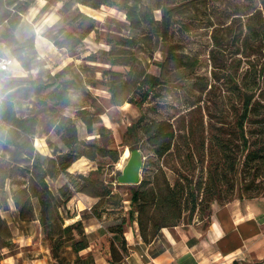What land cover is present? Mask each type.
<instances>
[{"label": "rangeland", "instance_id": "rangeland-1", "mask_svg": "<svg viewBox=\"0 0 264 264\" xmlns=\"http://www.w3.org/2000/svg\"><path fill=\"white\" fill-rule=\"evenodd\" d=\"M30 1L32 5L15 33L20 41L34 35L35 51L23 55L29 69L14 62L7 71L0 72V102L10 100L20 119L33 118L28 134L7 133V125L0 121V197L7 205L0 215L15 232L14 239H19L13 241L5 256L20 253L22 246V258H51L38 223L16 221L18 209L14 202L18 208H32L31 217L38 216V201L28 188L31 184L41 186L39 175L49 169L48 160L67 151L56 131L60 116L72 119L78 140L100 148L95 149L94 161L82 157L67 173L45 178L54 195L68 185L72 198L61 211L64 216L75 218L65 224L82 220L89 242L86 253L93 257L97 254L109 261L110 244L120 246L121 237L110 230L119 225L125 240L130 234L141 238L137 218L143 223L148 240L168 233L177 238L202 234L213 203L222 205L236 198L264 196V153L256 161L245 159L247 151L242 148L238 122L245 99L251 96L257 105L242 129L251 144L248 151L264 148V0H143L154 9L157 21L161 19V11L155 10L158 4L173 9L165 44L156 41L152 25L129 27L124 13L116 7L93 10L79 6L81 13L94 20L95 32L71 50V40L66 35H78L75 26L79 20L71 25V13L66 18L58 14L61 0ZM45 5V12L39 13ZM52 37L61 42V48L51 42ZM129 38L137 46L130 53L144 72L159 83L140 108L128 103L112 106L104 85L107 78L103 72L109 66L99 52ZM90 55L95 56V62L87 61ZM172 56L180 57L182 63ZM0 58L12 59L10 51L1 44ZM64 69L62 80L71 81L69 107L51 114L47 95L53 87L47 84ZM128 69L112 67L124 74ZM39 86L37 93L35 87ZM134 99L138 100V95ZM94 107L104 112L100 118L109 130L105 137L96 131L89 135L77 117V110L94 112ZM141 117L140 126L158 122L171 125L172 147L164 157H157L148 145L137 125ZM128 146L143 156L140 183L118 185L116 177L126 162L122 156ZM105 149L120 152L119 162L113 165L103 156ZM94 171L97 174L91 179L112 192L109 199L97 204L99 218L93 217L92 212L98 198L75 192L76 185L82 182L77 176H88ZM136 192L145 204L140 209L131 202ZM193 198L199 205L191 215ZM158 226L167 227L157 231ZM26 237L32 241L30 246L25 244Z\"/></svg>", "mask_w": 264, "mask_h": 264}, {"label": "trees", "instance_id": "trees-1", "mask_svg": "<svg viewBox=\"0 0 264 264\" xmlns=\"http://www.w3.org/2000/svg\"><path fill=\"white\" fill-rule=\"evenodd\" d=\"M32 2L30 0H0V44L10 51L12 59L1 60H13L18 62L24 69L28 70L29 65L23 61V55L26 52H34V35L25 37L22 41L18 40L16 30L21 23L22 16L30 9ZM79 6L87 7L93 10H98L101 7H116L121 10L129 27L133 29H140L143 24L152 25L155 28V39L162 44H165L168 40L169 29L173 18V9H166V5L158 4L155 10L161 11L160 21L155 20L153 11L154 9L143 3V0H61V7L58 10V14L61 17H67L70 13L72 19L69 24L74 25L76 20H79L75 26L78 30V35L74 37L72 34H67L66 39L70 41L69 49L76 48L82 43L92 32H95L94 20L84 15L79 11ZM46 5L43 6L39 13H44ZM248 29V27H247ZM252 32V31H251ZM51 42L61 48L57 38L52 37ZM134 40L132 38L123 39L115 45H112L109 50L100 51L99 53L106 59V64L109 69L103 72L107 78L104 82L107 92L109 93V100L112 106H123L128 103L138 108L142 107L146 103L149 93L159 85L156 77L150 76L144 72L139 65L137 58L130 53L131 49L136 48ZM174 61L182 63V59L177 56H172ZM95 56L90 55L87 61L95 62ZM162 66V64H159ZM112 67H128V71L124 74L112 70ZM7 71V70H5ZM0 70V72H5ZM65 74V69L52 76V82L47 84V87H53L51 92L47 95V100L51 102L48 106V110L51 114H56L58 108L69 107V90L71 89V81L62 80ZM233 79L232 76H229ZM40 86L35 87V91L39 93ZM138 95V100L134 97ZM252 97L245 99L242 112L239 116V127L242 138L243 151H247L245 159L250 161H256L261 158L264 153V148L253 149L248 151L251 144L245 138L242 129L243 122L247 119L249 113H253L257 102L252 101ZM77 117L85 125L86 132L91 135L94 131L100 137H105L109 132L101 121V116L104 114L103 110L99 107H94V112L87 110H77ZM33 118L20 119L16 116L13 109V104L10 100L3 99L0 102V121L7 125L8 132L19 131L22 134H28L30 130V121ZM142 117L138 120L137 125L141 129L142 133L147 137V143L153 148V153L162 158L167 155L172 147V140L174 132L169 123L158 122L150 125L140 126ZM56 131L60 134L61 141L64 143L67 151L64 154H60L55 158L49 159V169L40 173L39 179L41 186L31 184L28 188V192L31 196L35 197L38 201V216L36 218L32 216V208L25 209L24 206L18 208V204L15 201L14 207L18 209L16 221L22 222H37L42 235V242H47L48 249L53 260L52 264H95V259L90 252L85 255L81 253L89 248V242L87 240L86 233L84 231V225L82 220H76L70 224H65L66 220L74 219L75 216H64L61 211V207L64 206L72 198L69 192L68 185L62 186L58 189L57 194L54 195L48 189L45 178H55L60 173H67V170L78 159L84 157L90 161H94L95 149L100 148L92 142L80 141L77 138V132L75 124L72 119L66 116H60L56 125ZM132 131V126L127 129V132ZM129 150L134 147H129ZM125 150V149H124ZM124 153V151H123ZM103 156L108 157L111 163L114 165L119 162L121 153L117 150H103ZM97 171L90 172L88 176L78 175L77 177L82 181L78 186L76 185L75 192L86 194L93 198H98V202L92 207L93 217L99 218V214L96 211L97 204L103 199H109L112 196L111 190L103 185L101 182H94L91 178L96 175ZM143 183V182H142ZM175 200V198H173ZM197 199L193 198L192 207L190 210L191 215L194 213L197 204ZM131 202L137 204L140 209L141 205H145L141 202L139 194L136 192L131 198ZM201 203V202H199ZM7 209L6 201L0 197V211ZM211 212V209H210ZM133 213L130 214L132 217ZM178 220V217L177 219ZM139 233L141 240L145 244H149L153 240H148L143 223L138 220ZM172 226H176L173 224ZM167 226H158L157 231ZM110 232L113 235H120V246L110 244L109 248V262L111 264H120L124 257L127 255L128 250L126 247V240L122 236L121 225L116 228H112ZM13 243V235L8 223L0 215V264L5 258L6 252L10 251Z\"/></svg>", "mask_w": 264, "mask_h": 264}, {"label": "crops", "instance_id": "crops-1", "mask_svg": "<svg viewBox=\"0 0 264 264\" xmlns=\"http://www.w3.org/2000/svg\"><path fill=\"white\" fill-rule=\"evenodd\" d=\"M11 232L13 241L19 242ZM26 238L25 244L30 246L32 241ZM126 243L128 253L121 264H264V196L213 203L202 234L177 238L168 233L149 244L130 234ZM21 247L20 253L5 256L1 264H51L46 255L33 260L22 258ZM93 255L95 264H111Z\"/></svg>", "mask_w": 264, "mask_h": 264}, {"label": "water", "instance_id": "water-1", "mask_svg": "<svg viewBox=\"0 0 264 264\" xmlns=\"http://www.w3.org/2000/svg\"><path fill=\"white\" fill-rule=\"evenodd\" d=\"M129 155L126 159L121 172L116 177L118 185H137L140 183V172L143 166V156L141 152L134 148L129 150Z\"/></svg>", "mask_w": 264, "mask_h": 264}, {"label": "built area", "instance_id": "built-area-1", "mask_svg": "<svg viewBox=\"0 0 264 264\" xmlns=\"http://www.w3.org/2000/svg\"><path fill=\"white\" fill-rule=\"evenodd\" d=\"M15 61L13 60H1L0 61V70H8L10 66L14 64Z\"/></svg>", "mask_w": 264, "mask_h": 264}, {"label": "bare ground", "instance_id": "bare-ground-1", "mask_svg": "<svg viewBox=\"0 0 264 264\" xmlns=\"http://www.w3.org/2000/svg\"><path fill=\"white\" fill-rule=\"evenodd\" d=\"M128 155H129L128 148H125L124 153H123V156H122L123 160H124L125 158H127Z\"/></svg>", "mask_w": 264, "mask_h": 264}]
</instances>
